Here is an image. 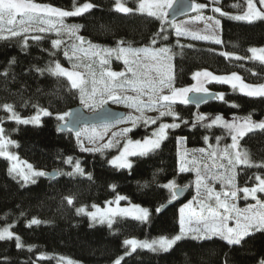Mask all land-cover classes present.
I'll return each instance as SVG.
<instances>
[{"label":"trees","instance_id":"trees-1","mask_svg":"<svg viewBox=\"0 0 264 264\" xmlns=\"http://www.w3.org/2000/svg\"><path fill=\"white\" fill-rule=\"evenodd\" d=\"M36 1L73 8V0ZM125 1L133 7L136 4V0ZM84 2H91L95 7L80 17L65 18L66 24L82 25L81 34L87 41L97 45L111 46L118 40H124L133 47L171 45L175 86L187 85L197 69H210L217 73L237 71L244 80L250 82L264 77V64L259 61L236 60L221 55L222 52H228L247 57L249 47L264 45V20L248 23L215 13V18L220 21L221 44L195 40L178 45L174 32L167 29L163 35L168 39L157 37V43L152 45L150 39L160 28L157 19L146 14L118 13L113 8L114 0H76V5ZM219 6L223 12H237L243 9L244 0H220ZM43 37L39 42L29 39L27 48H22V37L0 40V72L9 67L11 59L16 60L7 78L0 75V105L11 103L15 111L27 116L35 113L36 109L32 105L38 104L48 108L53 115L42 116L39 126L17 125L7 120L8 114L0 109V118H4L1 126L5 128V134L19 144L18 148L12 147V150L33 166L46 172L54 169L70 172L72 166L63 163V159L70 156L74 161L79 160L85 175H62L51 179L38 177L35 184L22 187V182L18 183L9 176L8 161L0 158V227L14 225L11 230L21 237L25 245L23 249H17L14 239L0 241V264H32V261H36V264H57L58 255L84 264H106L123 255L126 250L122 246L125 238L142 240L161 235L173 236L179 230V207L193 191L191 173L178 171V138L182 136L188 148L203 146L205 136L210 140L221 136V143L231 140L223 127L207 129L199 124L193 126L194 112L201 110L209 118L224 115L230 121L233 116L243 117L252 113V119L258 122L264 119V98L246 97L228 85L210 83V92L224 93V101L210 99L199 106L176 104L180 127L168 130V138L161 148L147 156H132L131 169H117L108 163L109 158L117 153V148L106 149L102 153L82 152L74 133L57 132V125L61 122L55 114L69 111L73 105L79 104V97L75 90H70L67 79H57L47 73L40 75L34 70L35 67H45L50 60H58L63 65L69 62L63 54L64 47L52 49V37ZM49 52H55V56H50ZM232 103L239 107H231ZM181 120L188 123H181ZM151 128L140 124L129 133V137L137 139L148 136ZM239 144L248 150L254 164L264 163V131L256 130L247 134L240 139ZM88 173H91V179ZM237 173V184L249 185L254 182L256 174L264 175V168L240 165ZM171 178L176 179L180 186L189 185L188 191L182 202L156 213L155 208L170 200L169 191L160 185ZM110 185H115V189ZM118 194L149 208L150 221L141 224L131 219L117 218L110 229L107 224H93L88 216L76 212L77 206L90 207ZM69 196L74 198L72 205L65 199ZM33 217L46 223L26 227ZM28 245H35L31 252L27 250ZM40 253L51 258L37 260ZM262 257L264 233H255L243 247L229 248L219 239L204 243L185 239L168 253L138 249L125 257L122 264H225V261L226 264H258Z\"/></svg>","mask_w":264,"mask_h":264},{"label":"snow or ice","instance_id":"snow-or-ice-1","mask_svg":"<svg viewBox=\"0 0 264 264\" xmlns=\"http://www.w3.org/2000/svg\"><path fill=\"white\" fill-rule=\"evenodd\" d=\"M213 4H219L220 0H210ZM175 0H136L135 7L126 6L125 0H115L114 11L128 14H146L160 22V28L153 34L150 44L157 43V37L167 40L163 35L167 27L174 29L176 36H190L193 40L211 41L221 44L222 41L217 35L216 30L220 28V21L214 16L205 17L202 11L209 7L208 4L198 3L191 0L185 10L197 12L194 18L196 21L207 20L211 24L206 25L205 33L191 31L182 24L177 23L175 18L168 20L169 9L173 8ZM95 7L91 2H84L79 6L73 0V9L64 10L50 4L38 3L35 0H0V40L22 37V48H27L28 40L39 42L44 37L41 34L53 33L57 38L51 40L52 49H60L65 44L63 37H68L72 41L69 50L64 51V56L69 61H77L72 64L73 70H68L61 65L58 60H50L43 67H35L34 70L40 75L47 73L50 76L66 78L70 85V90L78 93L79 103L84 109H89L93 113H98L109 101L112 103H123L129 109H133L139 115L127 116H105L106 122L95 124H80L82 119L78 113L65 111L56 113V119L60 121L57 125V132L67 131L74 133L77 146L82 152H103L120 145L119 137L124 138L123 146L118 149V155L112 157L108 163L117 169H131L129 162L130 156H147L161 148L162 143L168 138V130L180 127L178 113L173 109V105L179 101L182 104L195 103L197 106L207 103L208 99L225 100L224 93H213L205 86L206 83L216 82L230 85L233 91L250 98H264V83H246L237 73L228 75H215L210 71L201 70L193 73L194 84L187 87H176L174 84L173 66L171 63V50L168 47L152 48L150 46L133 47L126 44L124 40H118L115 47H102L87 41L85 37L79 35L80 24H66L65 18L80 17L90 12ZM240 7V5H233ZM213 13L227 16L229 19L246 21L252 23L256 20H264V0H244V7L240 14L232 15L223 12L219 6L211 8ZM31 34V35H29ZM87 45V47H84ZM126 45V46H125ZM251 57H241L234 53L222 52L225 58L232 57L236 60L251 59L264 64V47H249L247 49ZM71 53V54H70ZM50 56H55V52H49ZM115 57L123 62L125 71H111L105 66L109 64V58ZM89 61L84 63V61ZM16 64L15 58L9 61V67L5 68L0 75L5 78L10 73L11 65ZM94 65H98L100 71L97 72ZM84 68L79 71L77 69ZM13 79L15 77L13 76ZM167 92V94H165ZM128 93H134L129 95ZM189 94H194L195 99ZM27 106V102H26ZM231 107H239L232 103ZM36 109L35 113L29 117H22L11 103L0 105V109L6 112L7 120L14 121L17 125H36L41 124V116H52L53 113L48 108L40 105H32ZM146 111H158L159 117H172L173 123H159L151 135L142 139L133 140L128 138V133L132 132L137 125L143 121L145 126L157 124L158 118L146 117ZM73 118L74 123L69 125V119ZM4 118H0V124ZM205 121H208L205 123ZM126 123L130 127L122 128L118 132H113L111 137L104 141L105 135L111 127L116 124ZM187 124L188 121L181 120ZM193 126L199 124L201 127L211 129L213 126L223 127L231 136L232 143L225 146L222 150L218 147L206 152L205 149L189 150L185 149L182 153L178 150V171L179 173L191 172L195 174L196 195L179 209V232L171 237L161 235L152 239H137L135 237L125 238L123 247L126 249L123 255L118 256L112 264H122L127 256H131L139 250H148L152 253H168L178 242L190 239L192 241L204 243L219 239L229 248L243 247L247 239L255 233H264V198L258 196L264 194V175L256 174L255 183L252 187H238L237 167L244 165L248 168H264V163L254 164L247 149H240L239 141L247 134L256 130L264 131V119L254 121L252 113L246 116H233L232 120H226L222 115L209 118L205 114H197L192 122ZM5 128L0 126V158H5L9 162L7 169L9 176L22 187L35 184L36 178L47 177L55 178L62 175L69 177L80 175L84 176V169L79 160L72 157H65L63 163L72 166V171L64 172L62 169H54L53 172L36 169L33 164L21 159L18 154L10 151V147L18 148L17 141L5 134ZM15 131V129H14ZM219 144L220 137H217ZM85 140L91 144L101 141L98 147H85ZM207 143L208 137H204ZM183 138H178L177 143H181ZM211 147V146H210ZM199 152L202 156H207V161L197 159L195 153ZM191 156V158H189ZM91 179V173H88ZM218 183L220 190L217 191L213 184ZM115 189V185H110ZM160 187L167 189L170 193L168 203L178 199L180 193L189 187L178 185L175 180H168ZM238 193H243L242 197ZM249 198L255 201L254 204H247L241 208L238 206V199L247 201ZM67 203L72 205L73 197H65ZM127 199L123 195H116L113 201H107L105 207L101 208L95 204L91 207L93 211H86L82 206L76 209L77 214H85L93 224H107L111 229L116 223L117 218L131 219L141 224L150 221V209L138 204L129 207H121L120 201ZM115 205V206H112ZM164 207L161 204L155 208L156 213H160ZM24 213L21 212V216ZM42 222L33 217L26 223V227L39 225ZM91 226V225H90ZM14 225L7 224L0 227V241L15 240V247L23 249L25 245L19 235L15 234L11 228ZM35 245H28L27 250L31 252ZM227 257V253L225 254ZM47 254L40 253L37 260L50 259ZM36 264V261H32ZM57 264H78L70 258L59 256ZM226 264V261H225ZM258 264H264V257L260 258Z\"/></svg>","mask_w":264,"mask_h":264},{"label":"rangeland","instance_id":"rangeland-1","mask_svg":"<svg viewBox=\"0 0 264 264\" xmlns=\"http://www.w3.org/2000/svg\"><path fill=\"white\" fill-rule=\"evenodd\" d=\"M35 2H38V3H45V4H50V5H52V6H55V7H59V8H61V9H64V10H72L73 8H63V7H61V6H59V5H53V4H51V3H48V2H43V1H36L35 0ZM126 2V6H129V7H133V6H131V5H129L128 3H127V1H125ZM196 2H198V3H205V4H208L209 5V7H207V8H205L203 11H202V14L205 16V17H207V16H214V14L215 13H213L212 11H211V8L212 7H214V6H219L220 5V2H219V4L217 5V4H213V3H211L210 2V0H196ZM114 3H115V0H114ZM79 6V5H78ZM114 6V5H113ZM135 6H136V4H135ZM134 6V7H135ZM220 7V6H219ZM221 8V7H220ZM242 11V9L241 10H238L237 12L236 11H234V10H232V11H230V10H227V13H230V14H232V15H236V14H240V12ZM198 15V13L197 12H193L192 11V14H188V15H184L183 17H179V18H176L175 19V21L177 22V23H180V24H182L185 28H187V29H189V30H191V31H195V32H199V33H201V34H206L205 33V29H206V25L207 24H211V21H207V20H200V21H196L194 18L196 17ZM215 17V16H214ZM215 19H217V18H215ZM167 29H171L173 32H174V35L176 36V34H175V31H174V29H172L171 27H167L166 28V30ZM216 32H217V35L219 36V34H220V28L218 29V30H216ZM79 35H81V36H83V37H85L84 35H82L81 34V31H79V33H78ZM29 35H31V34H29ZM41 35H50V37H52V39H55V38H57L56 36H55V34H53V33H46V34H41ZM64 38V40H65V44L64 45H62V47H64L65 48V50H69V52H70V46H71V43H72V41L71 40H69V38L68 37H63ZM175 41H176V44H178V45H180L182 42H186V41H195V40H193V39H191V37L190 36H176V38H175ZM209 42H211V41H209ZM100 46H102V47H115L116 46V44H114V45H111V46H108V45H100ZM143 46H148V45H143ZM143 46H140V47H143ZM84 47H87V45H84ZM150 47H152V46H150ZM160 47H168L170 50H171V45H169V44H164V45H162V46H160ZM254 47H264V45H260V46H254ZM152 48H159V47H152ZM71 54V53H70ZM170 54H171V56H172V59H173V52H172V50H171V52H170ZM235 55H237V56H241V57H244V56H242V55H238V54H235ZM247 57H251V53L249 52V54H248V56ZM75 62H77V61H69L68 62V64H62L61 63V65L63 66V67H65L66 69H68V70H73L72 69V64L73 63H75ZM89 61H87V60H85L84 61V63H88ZM171 63H172V60H171ZM172 66H173V63H172ZM94 67H95V69H96V71L97 72H99L100 71V68H99V66L98 65H94ZM107 69H109V70H111V71H117V72H119V71H125V66H124V64H123V62L122 61H120V60H117L115 57H111V58H109V64L108 65H106L105 66ZM77 70H79V71H84L85 69L84 68H80V69H77ZM201 70H207V71H210V72H212L213 74H215V75H228V74H231V73H237V74H239L237 71H229V72H226V73H224V72H219V73H217V72H215V71H212V70H210V69H197V71H201ZM197 71H195V72H197ZM241 77H242V75L241 74H239ZM243 78V77H242ZM66 79V78H65ZM246 83H251V84H259V83H264V77H261V79L260 80H256V81H247V80H244ZM195 83V81L192 79V77H191V81L187 84V85H183V86H176V87H187V86H191L192 84H194ZM211 83H216V82H211ZM209 84L210 83H206L205 84V86L209 89ZM219 84V83H218ZM228 86H230V85H228ZM217 93H221V92H217ZM129 95H134V93H128ZM165 94H167V92L165 93ZM178 103H180L179 101H177L174 105H173V109H174V111L176 112V104H178ZM80 104V103H79ZM108 104L110 105V106H112V107H117V108H121V109H123L124 111H126V115L125 116H127L129 113H131L132 115H139V113H137V112H135L133 109H129L128 107H126L123 103H112L111 101H109L108 102ZM88 112H92L91 110H89V109H86ZM197 114H205L206 116H208L209 117V115L208 114H206V113H204L203 111H201V110H196L195 112H194V120H195V118H196V115ZM33 115V114H32ZM144 115L146 116V117H151V118H158L157 119V124H155V125H148V126H151L152 128H151V132L155 129V128H157L158 127V125H159V123H173L174 121H173V118L172 117H162V118H160L159 117V112L158 111H146L145 113H144ZM22 116V115H21ZM29 116H31V115H27V116H22V117H29ZM226 120H229L226 116H224V115H222ZM215 116H213V117H211V118H214ZM41 118H42V116H41ZM178 120V119H177ZM177 120L175 121L176 123H178L177 122ZM230 121V120H229ZM208 121H206V123H207ZM140 124H142V125H144L143 124V121H141L138 125H140ZM95 125H97V124H95ZM137 125V126H138ZM0 126H1V124H0ZM131 125L130 124H126V123H120V124H116L115 125V127H111L109 130H108V132H107V134L105 135V138H104V141L103 142H106L110 137H111V135H112V133L113 132H118V131H120L122 128H125V127H130ZM145 126V125H144ZM135 129V128H134ZM149 135H151V133L150 134H148V136ZM218 137H220V138H222L221 136H218ZM128 138H130L129 137V133H128ZM142 138H144V137H142ZM142 138H137V139H142ZM179 138H183L182 136L181 137H179ZM76 139V138H75ZM119 139L121 140V143H120V145H118L117 147H113V148H111V149H108V150H112V149H116L117 148V153H115L114 155H112L110 158H109V160L112 158V157H114V156H116V155H118V149L120 148V147H122L123 146V142H124V138L123 137H119ZM132 139V138H131ZM133 140H136V139H133ZM221 140L222 139H220V141H219V144L217 143V139L216 138H214V139H211L210 140V138L208 137V141H207V143L205 142V144L203 145V146H201L200 148H188V147H186L185 146V143H184V138H183V141L181 142V143H177V150H179V152H183L185 149H187V150H189V152L191 153L192 152V150H196V149H201V148H203V149H205L206 150V152H208V151H211L212 150V148H216V147H218L219 149H223L225 146H227V145H230L231 143H232V141L230 140V141H227V142H222L221 143ZM178 141V140H177ZM77 142V141H76ZM85 147H98L99 145H100V143H102L101 141H97L95 144H91V143H89L87 140H85ZM211 146V147H210ZM239 146H240V149H243L242 148V146H241V144H239ZM10 151H12V152H14V153H16L14 150H12V147H10V149H9ZM106 150V149H105ZM104 150V151H105ZM17 154V153H16ZM195 155H196V157H197V159H203L205 162H208L207 161V156L206 155H201L199 152H196L195 153ZM131 157L132 156H130V157H128V160H129V162L131 163L132 162V160H131ZM178 158L180 159V157L178 156ZM189 158H191V156L189 157ZM21 159H23V158H21ZM23 160H25V159H23ZM27 161V160H26ZM29 162V161H28ZM9 163V162H8ZM30 163V162H29ZM35 167V166H34ZM36 169H38V170H41V169H39V168H37V167H35ZM189 173H191V172H189ZM191 178H192V189H193V191H192V194L183 202V204H181V206L179 207V209L185 204V203H187L189 200H191L192 198H193V196H195L196 195V188H195V184H194V180H195V174L194 173H191ZM171 180H175L176 181V179H174V178H171ZM166 183V182H165ZM254 183H255V180H254V182L253 183H251V184H246V185H242V186H240V185H238V187H244V186H247V187H252L253 185H254ZM179 185V184H178ZM212 186H214L215 188H216V190L217 191H219L220 190V185L218 184V183H216V184H213ZM119 195H123V194H119ZM123 196H125V195H123ZM238 196L239 197H242L243 196V193H238ZM258 196H260V197H262V198H264V194H259L258 193ZM126 197V196H125ZM115 199V197H113V198H111V199H108V201H113ZM106 202L107 201H104L103 203H98V204H95V205H97V206H99V207H101V208H103V207H105V204H106ZM237 203H238V206L239 207H241V208H243V207H245L247 204H254L255 203V201L254 200H252L251 198H249L247 201H245L244 199H238V201H237ZM132 204H137V203H134V202H132L131 200L129 201L128 199H125V200H123V201H120V206L121 207H129L130 205H132ZM93 204H91V206H92ZM139 205V204H138ZM141 205V204H140ZM85 207V206H83L85 209H86V211H93L94 209H92V207ZM112 206H115V205H112ZM142 207H144L143 205H141ZM79 207H82V206H77L76 207V209L77 208H79ZM87 216V215H86ZM91 223H93L92 221H91ZM98 224V223H97ZM179 232V230L177 231V233ZM177 233H175V234H177ZM174 234V235H175ZM159 237V236H158ZM171 237V236H170ZM132 238V237H131ZM153 238H156V237H153ZM143 240V239H142ZM60 255H58L57 256V258L59 257ZM64 257H67V256H64ZM68 258V257H67ZM70 258V257H69ZM70 259H72L73 261H75V262H78V264H84V263H82L81 261L79 262V261H77V260H75V259H73V258H70ZM57 260V259H56ZM106 264H112V262L111 263H106Z\"/></svg>","mask_w":264,"mask_h":264},{"label":"water","instance_id":"water-1","mask_svg":"<svg viewBox=\"0 0 264 264\" xmlns=\"http://www.w3.org/2000/svg\"><path fill=\"white\" fill-rule=\"evenodd\" d=\"M190 2H191V0H175L173 8L168 10L169 11L168 20H172L173 18L176 19L179 17H183L184 15L192 13V11L185 10L186 7L190 4ZM85 39L87 40V38H85ZM189 95H190V97L195 99L194 94H189ZM210 99L211 98H209L208 101ZM190 104L197 106L195 103H190ZM69 111H72L73 113H78L80 115V117H82V119L78 121V123H80V124H97V125H100V124L106 122V120H105L106 115H108L110 117L125 116L126 115V111H124L121 108L112 107L108 103L106 105H104L103 109L99 110L98 113L88 112L80 104L73 105L69 109ZM68 119H69V125L70 126H72L74 123H77V121H74L73 118H71V117ZM47 172H53V170L47 171ZM183 186L184 185H182L181 187H183ZM187 191H188V188L184 189L180 193L177 200L172 201L171 203L164 204V207L162 209H164L167 206H171L174 203L182 202L183 197L185 196Z\"/></svg>","mask_w":264,"mask_h":264}]
</instances>
